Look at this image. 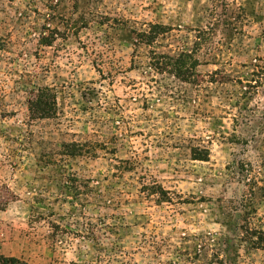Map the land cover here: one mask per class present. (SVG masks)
Here are the masks:
<instances>
[{
    "label": "rangeland",
    "instance_id": "rangeland-1",
    "mask_svg": "<svg viewBox=\"0 0 264 264\" xmlns=\"http://www.w3.org/2000/svg\"><path fill=\"white\" fill-rule=\"evenodd\" d=\"M254 231L264 0H0V256L264 264Z\"/></svg>",
    "mask_w": 264,
    "mask_h": 264
},
{
    "label": "trees",
    "instance_id": "trees-1",
    "mask_svg": "<svg viewBox=\"0 0 264 264\" xmlns=\"http://www.w3.org/2000/svg\"><path fill=\"white\" fill-rule=\"evenodd\" d=\"M148 34H143V40L147 45L152 44L153 40H149ZM147 38V39H146ZM153 38V37H152ZM49 97L46 93L42 91H37L34 95L33 98H31L28 102L29 109L32 110L33 115L41 118H45L46 116L51 115V111L54 110V103L51 102L48 104ZM204 153L198 154L195 151L192 154V159L196 161H206L208 158V153L207 151H203ZM160 190V188L158 187ZM251 239L254 241H251V246L254 247L255 249H262L264 250V233L261 231H254L253 233L250 234ZM0 264H27L26 262L17 259V258H6L3 256H0Z\"/></svg>",
    "mask_w": 264,
    "mask_h": 264
}]
</instances>
